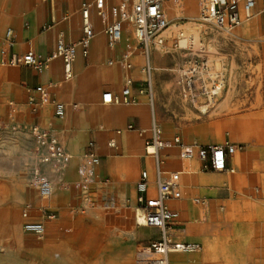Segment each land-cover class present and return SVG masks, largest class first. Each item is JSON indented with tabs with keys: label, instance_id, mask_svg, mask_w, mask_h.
I'll list each match as a JSON object with an SVG mask.
<instances>
[{
	"label": "crops",
	"instance_id": "0c3cea01",
	"mask_svg": "<svg viewBox=\"0 0 264 264\" xmlns=\"http://www.w3.org/2000/svg\"><path fill=\"white\" fill-rule=\"evenodd\" d=\"M95 1L0 0V120L6 125L28 123L49 131L66 155L62 171L54 174L52 165H39L36 147L30 138L36 165L40 166L41 173L53 186L49 199L53 208L48 203L46 212L40 209L46 217H42L39 210L35 215L43 219L42 225L47 231L46 236L38 239L43 257L53 264H133L137 250L140 257L151 242L159 239L158 230L137 226L135 220V186L142 171H146L149 177L148 197H153L156 190L155 162L146 156L144 145L151 136L153 123L159 126L164 140L178 137L185 146L223 145L219 142L225 141L223 135V141L206 139L207 143H199L194 137L179 134L181 126L186 123L177 125L173 132L162 130L161 124L172 122L170 107L182 104L183 100L181 91L174 85L173 69L178 61L177 55L153 51L156 59L150 54L146 58L137 42H131L133 28L128 22L123 24L121 42L115 47L108 46L104 31L114 20L113 10L119 0H103V17L98 15ZM83 6L88 7L94 36L87 57H83L77 48L72 78L66 81L62 62L56 56V46L59 41L70 44L80 40ZM254 9V14L260 11L257 19L250 21L254 25L248 23L242 28L241 36L231 35L233 38L223 44L225 47L222 48L219 43L220 38H208L211 45L217 44V51L227 50L223 62L224 78L221 80L225 84L223 102L227 112L245 113L243 117H230L219 125V129L226 130L231 140H240L238 144L224 142L236 147V152L226 158V172L203 171V163L197 158L181 159L179 147L163 149L158 153L163 176L179 175L180 199L167 204L178 214L172 231L173 241L199 248L193 253L170 254L169 264H172V256L178 264H250L252 259L257 258L260 264H264V98L263 104L257 102L250 109L234 99L235 94L244 92L248 87L247 77H254L250 71L256 73L247 68L252 58V66H259L264 76L262 0H256ZM167 21L170 23V20ZM7 30L11 32V46H7L5 40ZM169 41H165L166 46L171 43ZM254 42H260L256 56L254 49L244 46ZM27 52H33L40 59H48L47 68L38 73L29 67L3 64L12 56L21 57ZM125 55H131L130 64L123 59ZM116 60H120V65L109 64ZM123 62L127 67L123 66ZM147 63L153 67L151 100L146 95L145 76L141 72ZM127 82H130L129 98L133 103L102 104V94L110 92L120 96ZM38 86L45 88L52 101L64 105L62 119L54 117L52 104L37 107L30 112V118L27 117L30 99L34 100L33 104H38L39 96L33 90ZM17 107L19 112L12 118ZM128 126H132V130H127ZM110 142L114 143L113 147H110ZM89 144H93L92 151L99 158V163L89 172L90 183L79 188L78 168ZM191 170L194 171L191 176L193 182L188 178ZM25 187L24 200H36L33 189ZM37 198L40 200L38 195ZM16 200H22V197L18 195ZM83 200H87L86 204L104 200L106 208L114 207L116 203L119 211H129V219L124 220L125 228L106 233L107 215L101 209H87L85 221L76 220L77 226L86 223L91 228L98 226L101 229L99 239H95L96 234L93 233L88 239L90 257L81 261L76 251L70 248L58 249L57 260L52 256L46 257V251H57L58 241H53L54 246H47V238L54 233L52 229L63 223L67 216L78 214ZM191 202L196 207L201 205L200 210L192 207ZM48 216L54 219L45 221ZM32 219L30 217V222L36 221ZM83 231L85 229L65 242L69 241L72 247L77 248ZM143 233H155V237L144 240L141 237ZM188 255L195 256L191 258Z\"/></svg>",
	"mask_w": 264,
	"mask_h": 264
},
{
	"label": "built area",
	"instance_id": "2783aa9c",
	"mask_svg": "<svg viewBox=\"0 0 264 264\" xmlns=\"http://www.w3.org/2000/svg\"><path fill=\"white\" fill-rule=\"evenodd\" d=\"M167 1L169 0H119L116 9L113 10L114 20L104 31L108 46L112 47L118 44L122 36L123 24L128 22L133 28L138 48L148 58L152 47L165 45L166 40L162 34L168 28L169 22L165 17L163 4ZM197 3L199 8L198 21L200 23L211 26L218 31L229 32L241 23L240 10L244 18L247 19L256 5V0H197ZM95 8L98 11V15L103 17V0H96ZM262 10L264 11V0H262ZM81 19L82 37L80 40L70 44L59 41L56 46V56L62 62L64 80L66 81L72 78V64L77 48L80 49L83 57H87L89 45L94 36L87 6H83L81 10ZM10 36L11 32L7 30L5 33L7 46L12 45ZM177 46L178 44L176 43ZM199 51L202 53L203 50L199 48ZM126 58L127 55L123 57L124 60ZM48 63V59H40L33 52H27L21 57L12 56L3 62V64L11 67H29L38 73L46 68ZM109 64L111 65L112 62H109ZM123 66L127 67L125 62H123ZM141 72L145 76L146 95L151 100L150 77L152 68L147 63ZM220 83L219 76L211 74L198 61H194L187 69H181L177 77V85L182 88L184 98H189L191 103L195 102L198 96L205 97L209 103L213 102L221 89ZM205 84H208L209 87ZM129 85L130 82H127L120 96H114L110 92L102 94V104L127 105L133 103V100L129 98ZM33 90L38 94L39 101L35 108L32 109V112L39 106L52 104L54 117L57 119L64 117V105L52 101L44 87L38 86ZM30 103L33 104L34 100L30 99ZM127 130H132V126H128ZM28 133L35 144L39 165H52L55 172L60 173L66 155L57 139L49 131L42 130L36 125L30 126ZM116 134L119 135L120 132L117 131ZM144 145L146 156L151 157L155 162L156 190L153 197H148L149 177L146 171H142L135 186L136 207L141 221L139 226L158 230L159 239L151 242L143 250L135 264H169L168 256L170 254L193 253L199 248L196 245L181 244L173 241L172 231L177 223L178 214L170 210L167 204L170 201L180 199L179 175L172 173L167 177L163 176L159 167V151L179 147V157L181 159L197 158L203 163V171L222 173L227 170L226 158L236 152V147L229 143L223 145L185 146L178 137L167 141L161 137L160 128L156 123L152 124L151 136L145 141ZM113 146L114 143L110 142V147ZM92 149L93 144H89L88 151L84 154V162L78 170L82 185L90 183L89 172L99 163V158L93 153ZM39 165L31 169L30 181L39 199L46 202L52 196L53 186L51 181L41 173ZM41 209L46 212L45 207ZM28 214L26 210L22 213V218L26 220L22 225L24 233L30 234L36 239H41L44 236V226L40 223L28 221ZM47 218H53V216H48Z\"/></svg>",
	"mask_w": 264,
	"mask_h": 264
},
{
	"label": "rangeland",
	"instance_id": "374dc122",
	"mask_svg": "<svg viewBox=\"0 0 264 264\" xmlns=\"http://www.w3.org/2000/svg\"><path fill=\"white\" fill-rule=\"evenodd\" d=\"M258 12V10H257ZM249 20L243 22L239 27L232 29L229 33H224L221 31H217L212 27L209 28V35L206 38H212L213 35H220V42L222 45L226 41H230L233 37L231 35L241 36V29L248 26V23L254 25V19H257V13ZM199 14V12H198ZM177 21V27L175 32L170 36V41L167 46L165 45V49L167 52H173L178 56V60L176 66L173 69V74L175 75V86L179 88L181 91V95L183 96V91L180 86L177 85V77L178 73L181 69H187L190 64L194 61H198L199 63L205 66L206 70L209 71L211 74H217L219 76L220 82L224 78V59L226 57L227 50L223 49L224 51H217V44L211 45L207 43V40H201L200 42L192 45L191 49H182L179 44L176 47V40L179 37V33L183 32L184 27L189 23L188 19H179ZM173 20H170V23ZM226 38V39H225ZM240 38H250V37H240ZM125 39V38H123ZM131 42L133 38H130ZM134 41V40H133ZM238 42V41H236ZM242 43V42H239ZM260 42L251 43L252 45H244L247 48L254 49V55H258V48ZM243 46V43L241 44ZM219 46V44H218ZM225 45L222 46V48ZM199 48L203 51L200 53ZM254 64L253 58L250 62H248L249 70H254L256 73L250 71L251 75H254L252 78L247 77L246 83L248 87L242 93L235 94V101H239V104L246 105V109H250L255 106L257 102L263 104V86H264V76H262V70H260L259 66H252ZM4 71L6 69H3ZM2 70V71H3ZM209 87L208 84H205ZM225 97L224 87L221 89V93L219 94L218 98H215L213 103H209L207 99L203 96H198L195 102L191 103L190 99L183 98L186 100V103L191 108L192 112L194 113L195 118L191 121L182 125L181 132L179 134L189 137H194L196 141L199 143H204L202 140H212L213 142H217L215 140L216 135L218 134L219 125L229 119L230 117H243L245 116L244 112L236 113V114H229V112L220 113L217 116L209 117V113L214 107V105L223 102ZM254 100V102H253ZM35 104H30L29 109L27 111V117L30 118L29 114L33 108H35ZM195 106V107H194ZM199 107H205L207 109L206 114H201ZM19 112L18 107L15 110V113L12 114V118L15 117V114ZM173 122V124H172ZM172 122H167L165 124H161V128L165 132H173L176 130V126L182 123L176 122L174 118H172ZM30 124H11L6 125L0 120V264H53L51 260L43 257L42 249L40 248V240L36 239L34 236L30 234H26L23 232V227L21 224L23 223L22 213L28 206H33V200L26 202L24 200V196H26L27 188L33 189L34 197L36 198L35 205L37 209L31 208L33 211L32 213L29 212L30 217L32 220H36L35 222H41V219L38 215V209L41 205L45 207L48 203L49 206L53 208V204H50V200L48 202H43L38 200L37 193L34 191V187L31 185L30 176H31V169L36 166L37 161L34 156V146L30 140V136L28 133ZM221 129V128H220ZM225 129V128H224ZM222 130V129H221ZM222 134L224 135V140L228 141L232 144H238L240 140H231L230 135L226 130H222ZM221 135V134H220ZM219 142V144H224V142ZM207 143V142H205ZM142 153V152H141ZM143 155V153L141 154ZM28 158V159H27ZM84 162V155L82 157L81 165ZM79 165V168L81 167ZM64 167V166H63ZM78 168V169H79ZM78 174V173H77ZM194 173H189L188 176H192ZM198 175V174H197ZM87 185H82L80 181V177L78 175L77 187L83 188ZM183 191V198L185 199L184 190ZM22 197V202L16 203L17 196ZM87 200H83L82 205L78 208V214H72L67 216V219L52 229L54 231L51 236L47 238V246H54L53 241H58L56 250L57 251H46V257L52 256L55 260V257L59 252L58 249L66 250L70 248L71 250H75L78 254V257L81 261H84L90 257L89 249L87 248L88 239L90 238V234H96L95 239H99V231L101 229L95 226L93 228L89 227L88 224H82L81 226H77L76 220L82 219L85 221L84 216L86 214L87 209H101L107 215L108 223L106 224V230L104 232L111 233L114 230H123L126 226L125 219H129V211H119L118 206L115 203L114 207L106 208L105 201L97 200L96 202L90 201L89 204H86ZM85 205V206H84ZM192 207L195 206L192 204ZM196 207V206H195ZM201 205H198L196 208L200 210ZM40 208V209H41ZM15 210L18 218H19V232H15L11 229L9 225H7V215L9 211ZM41 212V211H40ZM80 214V215H79ZM42 215V213H41ZM79 215V216H78ZM35 216V217H34ZM43 216V215H42ZM46 217V216H43ZM45 221L46 218L44 219ZM81 233L82 238L80 239L77 248H74L70 245L69 239L74 237L78 231H82ZM103 231V230H102ZM20 233V234H19ZM47 231H45V236ZM80 234V233H79ZM19 237V238H17ZM142 239H151L155 237V233H143ZM63 239V242H62ZM69 240L66 243V240ZM62 242V243H61ZM44 245V244H43ZM42 252V253H41ZM196 255V254H195ZM195 255H188L187 257H193ZM172 256V264H178L177 261L173 259ZM182 257V256H181ZM140 258V257H138ZM180 258V256H179ZM190 258V259H191ZM137 259L134 260L133 264H135ZM260 264L259 259H252L250 264Z\"/></svg>",
	"mask_w": 264,
	"mask_h": 264
},
{
	"label": "bare ground",
	"instance_id": "6f19581e",
	"mask_svg": "<svg viewBox=\"0 0 264 264\" xmlns=\"http://www.w3.org/2000/svg\"><path fill=\"white\" fill-rule=\"evenodd\" d=\"M167 2H164V12L166 13L167 19L168 20H173V22L169 23L168 28L162 34V36L164 37V39L166 41L170 40V36H172V34L176 30V27H177V24H176L177 21L176 20L179 21V19H184L185 18V19L189 20V23L184 27L183 32H180L179 33V37L176 40H174V41H176V43L179 44V46L182 49H191L192 45L200 42L201 40H207V43L210 44L209 41H208V38H206L209 35V33H210V31H209L210 27H208L207 25H204V24H202V23H200L198 21L199 8H198V5L196 3V0H180V1L169 0ZM254 12H255V9L250 14V16L246 19V18H244V15H243L242 11L240 10L239 15H240V18H241V23L237 27H239L243 22L249 21L256 14V13L254 14ZM258 12H260V11L258 10ZM130 35L133 38V40L135 41V43H136L137 41H136V38L134 36V32H132V30H131V34ZM212 38L216 39V38H221V37H220V35H213ZM115 46H112V47H115ZM165 48H166L165 45H163V46H154V47H152L150 49L149 54L152 56L153 59H156V56L153 55V51L161 53V54H165L167 52ZM130 57H131V55L127 56V58L125 59L127 64H130L129 63ZM75 59L76 58H74L73 63H74ZM113 64L120 65V60L113 61L111 65H113ZM47 66H46V68H47ZM46 68H44L42 70V72ZM222 83L223 82L221 81V83H220L221 84V89L223 87H225V84H222ZM221 89L217 93L216 98L219 97V94L221 93ZM154 96H155V90H154ZM182 98H183V96H182ZM156 104H157V102H156ZM169 110L172 112V118H174L176 120V122L182 123V121H183L184 123H188V122H191L195 118L194 113L192 112L191 108L188 106V104L186 103V100L184 98L182 100V104H176L173 107H170ZM199 110L201 111V114H206V112H207V109L205 107H199ZM223 112H227V109H226V106H225L224 102L219 103L217 105H214V107L212 108V110L209 113V117L217 116V115H219L220 113H223ZM224 125H225V123H224ZM217 132H218V134L216 135L215 140L217 142L220 141V140L223 141L222 130L218 129ZM202 141L206 142L205 140H202ZM187 162H189V161H187ZM53 173L56 174L54 169H53ZM190 173H194V171L191 170ZM188 178H189V181L193 182L192 177H188ZM184 192H185V190H184ZM32 200H33V204H32L33 206L32 207L28 206V207L25 208V210L28 213L29 212L32 213V211L34 209H37V207L35 205V201L36 200L34 198H32ZM0 201H1V198H0ZM22 201L23 200H16V203L20 204ZM31 208H33V210ZM40 208H41V205L39 206V209H38L39 213L41 214ZM46 219L47 220H53L54 217L53 218H46ZM27 220L31 221L30 220V215H29ZM135 220H136L137 226H139L141 224V221H140V218H139V211H138L137 207H135ZM25 221L26 220L23 219V223ZM7 225H9L13 231H15L17 233L19 232V218H18V215H17L15 210L9 211V213L7 215ZM21 225H23V224H21ZM17 238H19V237H17ZM138 253L139 252L137 250V252L135 253V256H134V260L138 259V257H139ZM177 254H185V253H177Z\"/></svg>",
	"mask_w": 264,
	"mask_h": 264
}]
</instances>
